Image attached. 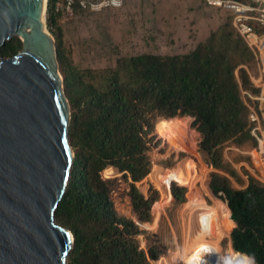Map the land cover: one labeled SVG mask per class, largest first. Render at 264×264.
Instances as JSON below:
<instances>
[{
    "label": "trees",
    "instance_id": "obj_1",
    "mask_svg": "<svg viewBox=\"0 0 264 264\" xmlns=\"http://www.w3.org/2000/svg\"><path fill=\"white\" fill-rule=\"evenodd\" d=\"M59 1L48 0L46 24L55 39L70 107L68 137L74 158L55 212L56 222L74 237L67 264H149L162 249L157 245L140 248L141 231L133 220L117 214L113 181L104 178L103 172L110 175L116 170L129 181L132 212L141 223L150 222L153 216L154 227L172 196L184 202L185 188L195 184L199 172L193 160L163 170L165 185L162 176L158 185L168 200L158 203L157 191L145 197L136 185L151 172L150 153L160 139L178 152L192 151L176 132L179 121L192 120L190 126L199 135L197 151L217 170L224 169L222 148L226 143L256 144L250 133L254 123L249 118L247 94L259 90L245 70L256 61V53L228 19L185 53H142L120 58L112 68L79 70L65 57L60 44L58 24L70 14L56 10ZM113 9L119 8L104 10ZM82 11L92 12L75 2L71 14ZM20 42L17 37L5 42L0 56L14 55ZM248 181L244 189L236 190L225 176L212 173L208 187L235 223L223 258L237 255L242 264H264V183L251 175ZM163 260L170 261V257L165 253L155 264Z\"/></svg>",
    "mask_w": 264,
    "mask_h": 264
},
{
    "label": "water",
    "instance_id": "obj_2",
    "mask_svg": "<svg viewBox=\"0 0 264 264\" xmlns=\"http://www.w3.org/2000/svg\"><path fill=\"white\" fill-rule=\"evenodd\" d=\"M47 2L0 0V49L22 44L0 56V264H67L74 241L55 220L74 153Z\"/></svg>",
    "mask_w": 264,
    "mask_h": 264
},
{
    "label": "rangeland",
    "instance_id": "obj_3",
    "mask_svg": "<svg viewBox=\"0 0 264 264\" xmlns=\"http://www.w3.org/2000/svg\"><path fill=\"white\" fill-rule=\"evenodd\" d=\"M235 1L249 3L248 0ZM63 17L64 19L58 24L61 30L60 44L65 57L79 70L112 68L118 59L142 53L160 55L185 53L194 49L198 43L205 41L213 31L217 30L228 19L231 25L236 28L231 11L223 7L209 6L206 1L201 0H125L119 9L100 12L82 11ZM248 23L253 28V34L260 41H264V28L255 27L253 21H248ZM46 28L50 33L47 24ZM245 41L247 46L256 53V61L245 67V70L253 87L259 90L255 95L247 94V98L250 100L247 103L249 118L251 115H257L260 124L264 127L262 113L264 111V62L262 52L257 44H250L247 39ZM20 50L21 48L18 51ZM57 66L66 97L63 71L58 60ZM244 94L246 93L243 92ZM191 121V119L179 121L176 125L178 130L176 132H179L178 134L186 146H192V151L178 152L169 143L166 144L163 139H160L159 145L150 153L151 172L136 185L145 197L153 191H157V203L161 200H168L165 199L164 193L160 194L159 190V185L162 184L159 182L160 177L162 176L164 180L162 186L165 185L166 180L162 171L180 168L186 161L193 160L199 168L193 186L203 197L208 209L215 212L213 202L222 200L211 195L208 187L211 174L218 173L225 176L233 189H244L248 185V175L252 176V171L254 175L258 176V171H254V166L258 160L257 156L252 161L248 154L256 147L257 142L255 145L253 143L241 145L232 142L226 143L222 148L224 169L217 170L209 166L204 157L197 151L199 135L191 128ZM200 168H204L203 170L207 173L204 181H200V172L202 171ZM262 174L264 175V171ZM103 177L113 181L112 199L117 214L133 220L141 231V234L138 235L140 248L146 250L149 246L157 245L162 249V253L157 259L148 260L149 264H155L165 253L170 257V261L163 260L160 264H182L183 261L186 264L192 257L182 251V222L186 218L183 209L188 205V203L185 204L188 200L187 188L182 186L185 188L184 202L179 203L172 196L171 203L164 207L162 215L157 219L156 225L152 227L153 216L150 222L141 223L132 212L127 195L129 181L122 179L121 174L116 170L110 175L103 172ZM228 236L220 242L221 259L230 247V242L227 243Z\"/></svg>",
    "mask_w": 264,
    "mask_h": 264
},
{
    "label": "bare ground",
    "instance_id": "obj_4",
    "mask_svg": "<svg viewBox=\"0 0 264 264\" xmlns=\"http://www.w3.org/2000/svg\"><path fill=\"white\" fill-rule=\"evenodd\" d=\"M248 41L250 44H257L262 52L264 62V41H260L255 34H250ZM205 172V170L200 172V181L206 180L207 173ZM186 195L188 205L183 209L186 218L182 222V251L186 255L192 256L186 264H242L237 255H230L222 259L220 257V242L230 235L235 227V223L230 218V212L223 203L214 201L215 212L210 211L203 197L193 185L190 186ZM162 213L163 210L159 212V216ZM182 264H185L184 261Z\"/></svg>",
    "mask_w": 264,
    "mask_h": 264
},
{
    "label": "built area",
    "instance_id": "obj_5",
    "mask_svg": "<svg viewBox=\"0 0 264 264\" xmlns=\"http://www.w3.org/2000/svg\"><path fill=\"white\" fill-rule=\"evenodd\" d=\"M209 4L223 7L234 14V26L241 36L248 40V36L253 34V28L248 21H253L264 26V5L254 3H243L235 0H205ZM78 2L79 7L83 10L99 12L107 8H120L123 0H60L56 3V10L64 9L67 14L72 13V6ZM244 39V40H245ZM264 73V72H263ZM250 120L254 125L251 128V135L255 138L257 144L250 156H257L254 171H258V176H254L258 181L264 183V127L260 124L257 115H251ZM264 122V118H263Z\"/></svg>",
    "mask_w": 264,
    "mask_h": 264
},
{
    "label": "crops",
    "instance_id": "obj_6",
    "mask_svg": "<svg viewBox=\"0 0 264 264\" xmlns=\"http://www.w3.org/2000/svg\"><path fill=\"white\" fill-rule=\"evenodd\" d=\"M250 158L252 159V161H254V156H250ZM256 159V158H255ZM256 161V160H255ZM255 167V166H254ZM252 176L254 177L255 175H254V172L252 171ZM255 178V177H254ZM256 179V178H255Z\"/></svg>",
    "mask_w": 264,
    "mask_h": 264
}]
</instances>
